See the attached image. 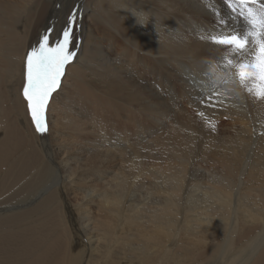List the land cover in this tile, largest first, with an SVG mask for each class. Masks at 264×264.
Instances as JSON below:
<instances>
[{
    "label": "bare ground",
    "instance_id": "obj_1",
    "mask_svg": "<svg viewBox=\"0 0 264 264\" xmlns=\"http://www.w3.org/2000/svg\"><path fill=\"white\" fill-rule=\"evenodd\" d=\"M74 7L81 43L41 136L22 95L26 53L49 27L54 41ZM248 29L225 0H0V264H264V100L201 39ZM213 90L222 103L205 108ZM221 116L241 124L215 139ZM61 136L90 157L59 159ZM88 160L118 169L87 173ZM93 175L102 195L82 185Z\"/></svg>",
    "mask_w": 264,
    "mask_h": 264
},
{
    "label": "snow or ice",
    "instance_id": "obj_2",
    "mask_svg": "<svg viewBox=\"0 0 264 264\" xmlns=\"http://www.w3.org/2000/svg\"><path fill=\"white\" fill-rule=\"evenodd\" d=\"M232 11L239 9L249 24L243 33L235 30H214L206 39L223 50L216 61L221 71L256 100H264V0H225ZM79 9L68 15L60 35L53 41L54 27H49L39 38L38 44L27 53L24 67L22 95L27 104L31 123L37 134L49 131L47 109L53 94L62 83L65 70L77 57L80 41H75ZM221 24L226 23L222 18ZM215 91L201 93L199 103L205 108L217 109L222 103ZM203 115V113H200Z\"/></svg>",
    "mask_w": 264,
    "mask_h": 264
},
{
    "label": "rangeland",
    "instance_id": "obj_3",
    "mask_svg": "<svg viewBox=\"0 0 264 264\" xmlns=\"http://www.w3.org/2000/svg\"><path fill=\"white\" fill-rule=\"evenodd\" d=\"M76 7V6H75ZM74 7V8H75ZM108 43H103V46H102V49H104V51H107L106 49V46H107ZM114 52L119 54L121 53L122 51V47H119V44H115L114 45ZM166 71L164 70L163 72V78L166 80L167 78V75L165 73ZM161 85L162 87H165V83L164 82H161ZM176 93L180 96L182 95L183 93L181 92L180 88L178 87L177 89H175ZM162 94H164L165 98H167V95L168 93H166V90L162 91ZM182 99V98H181ZM185 100V101H183ZM166 103H168L167 101H165ZM74 103V102H72ZM180 106H181V109H183V112L180 113L181 116H188L189 118H191L192 122L195 123V124H199V121H198V114H197V108L195 107L194 108V105L188 103L186 101V99H182L180 100ZM107 110L103 109V110H97L96 111V115L98 117H100L102 123H107L108 121V115H107ZM169 113V112H168ZM186 114V115H185ZM222 117V118H221ZM218 118V123H217V126H219L221 129L220 131L217 133V134H214V138L217 139H226L229 135V133H225L226 130H229V132H231V127L233 126H240V122L236 121V120H232L231 118L229 117H226V116H221ZM221 118V119H220ZM153 122L152 120L150 119H147V123L149 122ZM234 121V122H233ZM121 123H123V120H121ZM149 126H152L150 124H148ZM155 126V124H153ZM170 131H172L170 128H168V123L166 125V127L164 126V129H162L160 131L159 134L155 135V137L160 141V142H166V139H163L164 136L166 135H169L170 134ZM178 136H180L181 138L183 137V133L181 134H176ZM73 136V135H72ZM170 136V135H169ZM227 136V137H226ZM92 138H89V142L90 143H93L92 141ZM59 142H62L63 146L65 145L66 147L68 146V154L64 155V152L60 153L59 154V159H66L67 157H73V156H78V155H81L80 157V160L84 159V161L87 160V157L89 158L90 156L86 153H82L80 154L82 151H84V148H83V145L81 144L80 146H77V144H73L74 140H72L70 137H67V136H61V140ZM89 142H86L85 141V144L86 146H91ZM158 147L161 148V150H164L165 149V145H163L162 143H160L158 145ZM99 163H101L100 161H98L96 164L93 163V161L91 160H88L85 165H81L83 167L84 170H86L87 173H99V172H103L105 173L106 175H111V171L113 170H117L118 168L114 167V166H110V165H99ZM71 167L77 169L76 165H72ZM89 171V172H88ZM86 173V174H87ZM86 174H83L86 175ZM101 183H102V180L99 178V176L97 175H93L91 177H88L84 180L83 184L82 185H85L86 187H89L91 188V190L96 193L95 195L98 196V195H102L104 193V188L101 186ZM37 195H32L30 196L29 198L25 196V194H21L17 199H26L25 201H27V198H28V202H30V200H32L33 198H35ZM142 196V195H141ZM27 202V203H28ZM96 211V208L93 207V212H92V215L94 216L95 212Z\"/></svg>",
    "mask_w": 264,
    "mask_h": 264
}]
</instances>
